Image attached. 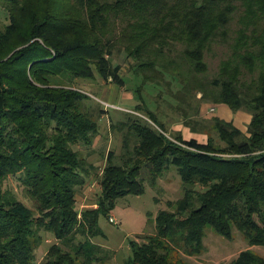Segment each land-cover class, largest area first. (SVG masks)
Wrapping results in <instances>:
<instances>
[{
    "label": "trees",
    "instance_id": "16d2710c",
    "mask_svg": "<svg viewBox=\"0 0 264 264\" xmlns=\"http://www.w3.org/2000/svg\"><path fill=\"white\" fill-rule=\"evenodd\" d=\"M0 7L7 13L0 264H113L115 250L97 239L107 237L100 218L119 198L145 192V166L153 183L175 167L183 194L158 212L153 233L129 239L132 254L116 264H190L179 252H205L209 227L228 239L237 228L250 245H264V0H0ZM121 53L134 61L138 103L112 124L124 152H103L102 167L76 146L94 145L113 108L79 81L99 75L124 87L113 59ZM205 103L250 112L247 132L204 118ZM172 116L219 139L169 137ZM12 176L34 206L6 186ZM95 178L97 206L80 212L78 195ZM48 233L56 240L38 263ZM230 264H264V256L246 249Z\"/></svg>",
    "mask_w": 264,
    "mask_h": 264
},
{
    "label": "rangeland",
    "instance_id": "374dc122",
    "mask_svg": "<svg viewBox=\"0 0 264 264\" xmlns=\"http://www.w3.org/2000/svg\"><path fill=\"white\" fill-rule=\"evenodd\" d=\"M6 14V11L0 7V15L4 23L7 21ZM113 59L116 64L122 65L121 74L126 79V85L124 87H119L111 80L105 81L101 79L99 75H97L94 80L80 79L79 81L80 87L102 101L109 109L113 108L103 116L100 133L96 137L94 145L76 146V148L81 150L84 154H90V160L100 162V166L102 167L105 165L106 161V159L103 158V152L106 154L110 150H115L117 154L124 152L123 137H121L119 131L114 130L112 124L125 119L124 111L132 110L138 103L135 97V90L139 83H137L134 73L130 71V67L134 61L129 59L126 53L117 54ZM217 65L218 58H214L211 66L213 72ZM106 102L120 108L114 109L117 107L108 106ZM212 107H215V109ZM224 107L227 109V114L222 112ZM201 113L204 118L208 119L219 116L225 120H231L230 118L234 117L232 121L234 123L236 121V126H239L240 129L242 128L241 130L244 132H247L248 124L252 117L250 112L246 110L234 111L227 104L220 107L219 104L205 103ZM219 113L223 114L218 115ZM166 125L168 128L165 134L169 137H173L176 133H180L187 137L188 129L193 133H197L198 140L201 142L204 141L203 143H206L211 136L219 139L218 134L214 130L211 129L209 132L193 131L190 126L186 125L185 122L178 117H170L167 119ZM176 127H181L186 130L183 132L181 129H175ZM173 168L174 169L167 171L153 183L152 180H150L149 167L145 166L142 170L143 177L145 178V192L119 198L114 214L111 212L110 215V217H115L117 223L112 222L110 217L103 216L100 218V225L107 237L100 236L97 239L107 247L115 250L116 254L112 261L113 264L124 261L126 257L132 254L129 246L130 238L135 239L138 235L153 233L156 229V216L158 212L162 209H167L170 200L176 201L182 196L181 176L178 174L176 168ZM98 180V178H95L88 188L82 193H79L78 209L80 212L86 208L97 206L100 194V183ZM6 186L16 192L20 200L27 203L29 206H34V203L24 194L23 187L19 186L16 176H12L7 181ZM256 218L259 220L258 215H256ZM55 240L53 234L48 233L47 241L38 251V263L45 256L49 246ZM204 243L206 250L200 255H188L184 252H179L178 255L190 264H230L242 250L246 249H252L264 256V245H250L244 234L237 228H235L232 238L228 239L209 227L206 229Z\"/></svg>",
    "mask_w": 264,
    "mask_h": 264
},
{
    "label": "crops",
    "instance_id": "0c3cea01",
    "mask_svg": "<svg viewBox=\"0 0 264 264\" xmlns=\"http://www.w3.org/2000/svg\"><path fill=\"white\" fill-rule=\"evenodd\" d=\"M220 105V107H223V106H225V104H219ZM220 109H222V108H220ZM222 112L223 113H226L227 114V109H226V107H224L223 108V110H222ZM223 113H219L218 115H221V114H223ZM227 118H229V117H227ZM231 120H233L234 119V117H232V118H230ZM251 119H252V117H251ZM251 119H250V121H251ZM235 121V120H234ZM250 121H249V123H250ZM235 123H236V121H235ZM178 127V126H177ZM175 128V129H181V130H183V132L186 130V129H182L181 127L180 128ZM239 127V126H238ZM240 128V127H239ZM242 129V128H241ZM187 131H188V133H187V137L186 136H184V138L185 139H187V140H189V139H192V138H195V139H199L198 138V134L197 133H193V132H191L190 130H188L187 129ZM184 135H185V133H184ZM201 142V141H200ZM204 142V141H203ZM116 209V208H115ZM115 209L112 211V213L114 214V211H115Z\"/></svg>",
    "mask_w": 264,
    "mask_h": 264
},
{
    "label": "built area",
    "instance_id": "2783aa9c",
    "mask_svg": "<svg viewBox=\"0 0 264 264\" xmlns=\"http://www.w3.org/2000/svg\"><path fill=\"white\" fill-rule=\"evenodd\" d=\"M106 104H107L108 106H111V107H117V108H120V107H118V106H116V105H114V104H110V103L108 104L107 102H106ZM212 108L215 109V107H212ZM110 219H111L112 222L117 223V220L115 219V217L111 216Z\"/></svg>",
    "mask_w": 264,
    "mask_h": 264
}]
</instances>
